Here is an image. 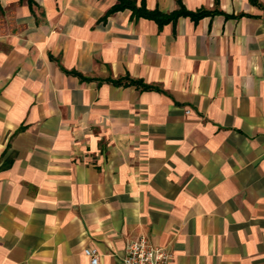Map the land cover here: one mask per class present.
<instances>
[{
	"label": "crops",
	"instance_id": "0c3cea01",
	"mask_svg": "<svg viewBox=\"0 0 264 264\" xmlns=\"http://www.w3.org/2000/svg\"><path fill=\"white\" fill-rule=\"evenodd\" d=\"M181 1L0 0V264H264V0Z\"/></svg>",
	"mask_w": 264,
	"mask_h": 264
},
{
	"label": "trees",
	"instance_id": "16d2710c",
	"mask_svg": "<svg viewBox=\"0 0 264 264\" xmlns=\"http://www.w3.org/2000/svg\"><path fill=\"white\" fill-rule=\"evenodd\" d=\"M251 2H255V0H250ZM28 2L31 4L32 0H28ZM178 7L171 11V12H162L159 9H152L149 10L145 7L144 2L142 1L139 6H136L135 2L133 0H117V3L113 5L106 13V16L123 9H130L132 12V15L135 17H144L148 19L154 20L158 27H161L163 24L168 22H175V20L180 16H188L191 20L194 22H197L200 18L205 16H213L216 13H221L218 9H205V8H199L195 11H190L184 7L181 0H177ZM109 81L115 83V84H124V85H136L137 87H140L142 90H160L155 85H150L144 83L140 79H132L128 75H125L123 77L117 78V79H108Z\"/></svg>",
	"mask_w": 264,
	"mask_h": 264
},
{
	"label": "built area",
	"instance_id": "2783aa9c",
	"mask_svg": "<svg viewBox=\"0 0 264 264\" xmlns=\"http://www.w3.org/2000/svg\"><path fill=\"white\" fill-rule=\"evenodd\" d=\"M83 252L90 264H99L97 248L85 247ZM121 264H173V256L165 247L152 245L145 236H139L126 242Z\"/></svg>",
	"mask_w": 264,
	"mask_h": 264
}]
</instances>
